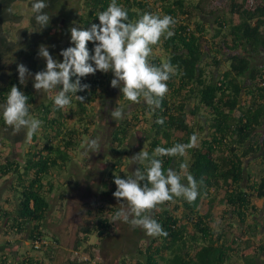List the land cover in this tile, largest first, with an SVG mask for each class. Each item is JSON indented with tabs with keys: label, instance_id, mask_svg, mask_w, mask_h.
<instances>
[{
	"label": "trees",
	"instance_id": "obj_1",
	"mask_svg": "<svg viewBox=\"0 0 264 264\" xmlns=\"http://www.w3.org/2000/svg\"><path fill=\"white\" fill-rule=\"evenodd\" d=\"M19 1L24 0H0V63L12 54V49L19 48L12 58H17L18 64H24L35 75L44 70L45 61L31 49L35 43L27 30H18L15 43L2 30L5 23L16 22L17 16L11 11ZM61 1L49 0L46 11L51 16L47 27L39 31V26L30 20L32 37L41 38L36 46H47L50 52L57 43L56 36L59 37L52 24ZM118 2L128 9L131 21L144 12L174 18V35L153 46L149 60L155 65L170 61L176 67V74L167 82L168 92L154 111L146 104L126 101L121 94V105L140 108L116 124L111 153L124 157L133 132L146 135L150 153L158 146L188 144L194 133L197 136L196 144L183 157L161 159L165 171L172 168L179 172L180 164L188 163V172L197 181L199 195L193 202L183 198L165 201V207L152 214L167 236L153 237L148 244L139 246L134 264H264V241L256 246L252 240H244L257 231L256 217L264 201V87L261 86L264 67L255 61L264 52V0H229L226 11L214 8L216 0ZM109 3L110 0H83L75 26L88 28L99 23L96 14ZM200 16L212 18V23L207 25ZM87 47L91 50L93 44L89 42ZM211 69L214 76L209 72ZM109 79L102 72L81 78L82 84L89 85L87 90L77 93L84 100L73 98L67 113L54 110L55 90L44 92L38 100L33 81L21 85L18 73L0 82V102L15 85L28 96L30 112L43 121L23 161L4 158L0 163V181H6L9 193L16 198L14 207H0V227L7 236L24 237L32 251H37L32 247L34 242L48 237L44 226L50 212L48 197L58 189L56 180L67 172L78 146L84 138L92 136L95 105ZM159 119L164 123L158 124ZM0 125L11 127L3 119ZM139 127H143L142 132ZM116 163L119 164L113 171L124 178L123 164L120 160ZM252 163L257 165L258 173L251 171ZM145 167L146 162L142 161L137 166L141 170ZM216 209H219L217 214ZM99 210L103 215V210ZM115 211L108 212L113 216ZM93 226L100 240L112 229L105 217H98ZM80 234L83 237L79 236L76 248L87 242L90 230L83 228ZM51 241H55L54 245L45 249L48 259H51L50 250L58 244ZM0 262L43 264L29 254L13 259L3 254ZM72 264L89 262L75 260Z\"/></svg>",
	"mask_w": 264,
	"mask_h": 264
},
{
	"label": "clouds",
	"instance_id": "obj_2",
	"mask_svg": "<svg viewBox=\"0 0 264 264\" xmlns=\"http://www.w3.org/2000/svg\"><path fill=\"white\" fill-rule=\"evenodd\" d=\"M48 7L49 0H30V15L39 26V31L49 24L51 15L46 11ZM96 17L99 23H93L88 28L77 25L70 29L71 46L60 51L62 60L55 59L47 46L39 47L38 55L44 59L45 68L35 73L33 88L38 92L55 90L52 96L54 110H65L67 113L73 98L80 102L84 100L77 93L87 90L89 85L82 84L81 78L96 72H111L113 79L110 86L118 88L126 101L146 104L153 111L159 108L161 99L168 92L167 82L176 74V67L170 61L155 65L149 58L153 54V46L160 45L163 39L174 35V18L166 14L144 12L138 15V19L131 21L128 9L118 0H110L107 8L99 11ZM89 42L93 44L91 50L87 47ZM17 72L21 85L32 75L24 64L17 65ZM28 99L17 86H11L3 102H0V119L15 131L27 129V138L31 140L40 132L43 121L30 112ZM125 107L120 105L113 108L111 118H126ZM157 123L163 124L164 121L159 119ZM196 141L194 133L188 144L158 146L151 153L147 148H142L133 156L134 161L146 162V167L144 170L137 168L132 175H125L124 178L115 175L116 191L113 195L126 201L129 210H116L113 219L139 227L149 236L166 237L167 232L149 214L150 210L174 198L193 202L199 191L195 177L188 172V163H181L179 172L172 168L165 171L161 157H183ZM102 144L100 138H87V156L98 152Z\"/></svg>",
	"mask_w": 264,
	"mask_h": 264
},
{
	"label": "rangeland",
	"instance_id": "obj_3",
	"mask_svg": "<svg viewBox=\"0 0 264 264\" xmlns=\"http://www.w3.org/2000/svg\"><path fill=\"white\" fill-rule=\"evenodd\" d=\"M228 2L229 0H216L214 8L226 11ZM82 3L83 0H62L60 12L57 16H54L55 19L52 25L55 26L54 30L59 33V37L54 34L57 43L52 47L50 54L52 53L57 60L61 58L59 55L60 51L71 46L70 29L76 25L77 17L82 9ZM29 9L30 0L14 3L11 13L17 16L14 19L16 22L5 23L2 26V30L8 36V39L15 43L19 36L18 30L26 29L28 37L35 43L31 49L38 52L39 47L36 46V43L41 38L32 37L33 32L30 27L32 17ZM227 16L229 19H233L230 15ZM200 18L207 25L212 23V18L201 16ZM235 21H237V18H235ZM18 49H12V54H8L0 63V82H6L9 77L18 73L16 69L18 65L17 58H12ZM40 59L44 60L42 57ZM255 61L257 65L264 67V52L257 55ZM225 68L226 66L222 67L223 70ZM209 72L212 73V69ZM30 73L32 75L27 78L26 82L33 81L34 74L31 71ZM107 75L110 77L109 82L103 86L100 98L95 105V125L92 128L93 133L91 136L100 138L103 144L98 152L90 153L87 156L85 141L89 137L84 138L83 142L78 146L74 161L69 165L67 172L57 178L58 189L48 197L50 212L44 224L45 231L48 235L47 239L58 242L55 248L50 250L51 259L46 256V250L32 251L29 242L24 237L18 235L7 236L1 227L0 256L4 254L6 257L13 259L17 255L24 256L29 254L41 260L43 264H72L75 260L80 262L79 256L83 255L90 258L94 264H134L137 248L146 243L148 244L153 238L139 227H133L131 224L124 223L121 220H114L113 216L108 212L111 209L118 210L121 208L129 210V205L126 201L113 195L116 191V185L114 184L115 177L112 176L114 174L119 175L113 171L114 166L116 167L119 164L116 161L120 160L121 164H123V176L132 175L141 162L134 161L132 157L142 148H147L148 140L145 134L133 132L130 141L126 144L128 151L124 157L111 153V136L119 120H113L110 112L115 108V104L121 105V102L117 99L120 93L119 89L110 86V81L113 79L112 73L108 72ZM212 75L210 76L212 77ZM37 94L38 100H41L44 91H37ZM125 106L127 114L140 108L139 105ZM138 130L142 132L143 127H139ZM26 133L27 129L15 131L12 127L3 128L0 125V163L3 162L4 158L23 161L30 144H34L32 139L29 140L27 138ZM38 142L41 145V140ZM250 169L253 173H258L255 163L250 164ZM110 172L112 173L111 175ZM8 187L9 185L6 181H0V207L4 206V209L14 207L16 199L13 194L9 193ZM61 194H63L64 199L60 201ZM8 202L9 204H7ZM164 207L163 202L150 210L149 214L152 216V214L159 212ZM99 209L103 210V215L100 214ZM203 210H205L204 207ZM218 210L214 211L215 214H217ZM98 217H105L112 227L109 232L107 231L103 240L97 237L93 226ZM83 228H88L90 234L87 242L76 248L79 236L80 239L83 237L80 234Z\"/></svg>",
	"mask_w": 264,
	"mask_h": 264
},
{
	"label": "crops",
	"instance_id": "obj_4",
	"mask_svg": "<svg viewBox=\"0 0 264 264\" xmlns=\"http://www.w3.org/2000/svg\"><path fill=\"white\" fill-rule=\"evenodd\" d=\"M263 205H264V201L261 203V205H259L260 208L257 214L258 217H256V221H258L257 231L253 232V234H251L250 237L247 236L244 239V240H247V239L252 240V242L256 246H259L264 241V207ZM249 257L251 258L252 256H249ZM258 264H261V263H258Z\"/></svg>",
	"mask_w": 264,
	"mask_h": 264
},
{
	"label": "built area",
	"instance_id": "obj_5",
	"mask_svg": "<svg viewBox=\"0 0 264 264\" xmlns=\"http://www.w3.org/2000/svg\"><path fill=\"white\" fill-rule=\"evenodd\" d=\"M261 86L264 87V81H262ZM50 245H54V242L48 239H44L41 241L34 242V244H32V247L34 250H45ZM79 260L82 262H89L94 264V262H91L90 258H88L87 256L81 255L79 256Z\"/></svg>",
	"mask_w": 264,
	"mask_h": 264
},
{
	"label": "flooded vegetation",
	"instance_id": "obj_6",
	"mask_svg": "<svg viewBox=\"0 0 264 264\" xmlns=\"http://www.w3.org/2000/svg\"><path fill=\"white\" fill-rule=\"evenodd\" d=\"M59 12H60V10H59ZM59 12H58V13H59ZM120 96H121V94L119 93L118 96H117V99H118V100H120ZM117 105H118V104H115L114 106L117 107ZM127 115H128V114H127ZM109 122H110V120H109Z\"/></svg>",
	"mask_w": 264,
	"mask_h": 264
}]
</instances>
